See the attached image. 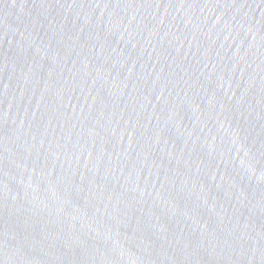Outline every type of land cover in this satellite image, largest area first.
Masks as SVG:
<instances>
[{"label": "water", "instance_id": "95a60500", "mask_svg": "<svg viewBox=\"0 0 264 264\" xmlns=\"http://www.w3.org/2000/svg\"><path fill=\"white\" fill-rule=\"evenodd\" d=\"M0 264H264V0H0Z\"/></svg>", "mask_w": 264, "mask_h": 264}]
</instances>
